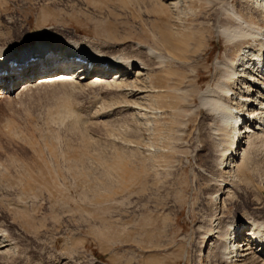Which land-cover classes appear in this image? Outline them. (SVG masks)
<instances>
[{"label": "rangeland", "instance_id": "374dc122", "mask_svg": "<svg viewBox=\"0 0 264 264\" xmlns=\"http://www.w3.org/2000/svg\"><path fill=\"white\" fill-rule=\"evenodd\" d=\"M256 1L0 0V48H33L41 33L107 55L139 44L177 58L134 95L67 84L0 98V230L15 242L0 264H219L210 234L240 218L236 203H264V137L252 171L241 167L233 195L218 196L215 182L235 175L219 169L198 98L229 49L211 25L228 20L225 5L247 15Z\"/></svg>", "mask_w": 264, "mask_h": 264}, {"label": "bare ground", "instance_id": "6f19581e", "mask_svg": "<svg viewBox=\"0 0 264 264\" xmlns=\"http://www.w3.org/2000/svg\"><path fill=\"white\" fill-rule=\"evenodd\" d=\"M223 11L228 20H216L211 26L217 36L226 41L229 49L224 61L217 59L215 66L218 79L215 86L208 85L201 93L197 109L205 110L214 126L211 131L219 136L216 147L223 156L220 163L217 162L220 171L228 169L229 174L235 175L230 181L215 182L219 190L218 196L230 198L236 184H241V167L252 171V163L256 162V158L252 161L253 150H256V142L264 137V0H257L253 11L247 12L248 16L232 5H225ZM201 25L203 26L199 29L205 27L202 32L208 31L205 24ZM40 35L41 33L35 36L37 39L34 38L35 46L27 50L14 52L8 48H0V98H9L14 94L18 98L28 90L67 84L79 88L105 85L118 91L127 90V93L130 89L129 94L134 95L138 92V85L144 75L149 77L155 74V70L169 65L168 62L177 61V58L170 55L171 51L167 55L139 44L131 48L130 54L119 52L107 55L91 47L85 40L50 43L53 40H39ZM184 44L183 54H187L189 44ZM198 44L202 50L201 39ZM185 61L183 59V64ZM10 64H17V67ZM90 65H93L92 71H89ZM19 69L24 70L21 72ZM131 78L135 82H130ZM66 96L62 97L60 108L68 112L70 102ZM63 117L66 118L65 115ZM119 157L118 163L112 162V167L105 163L108 171L121 165ZM244 197L248 199L247 196ZM244 202L245 205L235 204L239 211L244 212L240 218L224 226L223 232L218 228L214 233L216 235L210 234L211 245L219 246L214 247V251L217 249L215 257L219 264H264V203L247 205L245 199ZM251 208L253 212L248 211ZM211 245L207 252L210 255L213 253ZM14 249L13 238L0 230V256H7Z\"/></svg>", "mask_w": 264, "mask_h": 264}]
</instances>
